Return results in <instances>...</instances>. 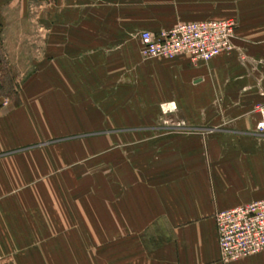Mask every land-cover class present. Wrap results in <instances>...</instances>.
I'll return each instance as SVG.
<instances>
[{
	"label": "crops",
	"instance_id": "obj_1",
	"mask_svg": "<svg viewBox=\"0 0 264 264\" xmlns=\"http://www.w3.org/2000/svg\"><path fill=\"white\" fill-rule=\"evenodd\" d=\"M103 11L83 17L76 41L63 40L55 65L64 83L54 90L115 93L121 107L137 110L125 122L141 125L161 122L160 107L176 103L182 115L170 121L184 123L116 132L126 140L113 217L120 264H223L216 214L264 199V132L257 130L264 120V0H221L219 18L172 23L235 21L234 50L197 65L182 55L144 60L138 40L125 33L159 21L144 23L136 6ZM230 264H264V251Z\"/></svg>",
	"mask_w": 264,
	"mask_h": 264
},
{
	"label": "rangeland",
	"instance_id": "obj_2",
	"mask_svg": "<svg viewBox=\"0 0 264 264\" xmlns=\"http://www.w3.org/2000/svg\"><path fill=\"white\" fill-rule=\"evenodd\" d=\"M89 1L91 6L88 0H0L2 264H120L121 237L113 217L120 144L126 140L116 132L184 125L170 121L182 115L176 103L172 111L160 107L161 122L141 125L125 122L137 110L121 107L115 93H105L104 100L103 92H56L64 83L55 65L63 40L76 41L83 17L95 9L103 17L114 4L136 6L144 23L159 21L125 33L136 39L142 30H166L160 24L170 28L219 18L221 0ZM104 30L96 29L97 35ZM153 111L145 110L149 116Z\"/></svg>",
	"mask_w": 264,
	"mask_h": 264
},
{
	"label": "built area",
	"instance_id": "obj_3",
	"mask_svg": "<svg viewBox=\"0 0 264 264\" xmlns=\"http://www.w3.org/2000/svg\"><path fill=\"white\" fill-rule=\"evenodd\" d=\"M235 29L236 23L232 19L182 22L157 32L142 30L136 39L144 60H172L182 55L197 65L231 53L234 50ZM259 110L262 113L264 108ZM257 130L264 132V120ZM215 223L223 264L247 259L264 251V199L218 212Z\"/></svg>",
	"mask_w": 264,
	"mask_h": 264
},
{
	"label": "bare ground",
	"instance_id": "obj_4",
	"mask_svg": "<svg viewBox=\"0 0 264 264\" xmlns=\"http://www.w3.org/2000/svg\"><path fill=\"white\" fill-rule=\"evenodd\" d=\"M169 108V110H174L173 106L166 107L165 109Z\"/></svg>",
	"mask_w": 264,
	"mask_h": 264
},
{
	"label": "trees",
	"instance_id": "obj_5",
	"mask_svg": "<svg viewBox=\"0 0 264 264\" xmlns=\"http://www.w3.org/2000/svg\"><path fill=\"white\" fill-rule=\"evenodd\" d=\"M1 96H3V95L0 94V97H1Z\"/></svg>",
	"mask_w": 264,
	"mask_h": 264
}]
</instances>
